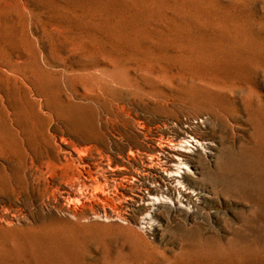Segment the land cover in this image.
<instances>
[{
    "label": "rangeland",
    "instance_id": "374dc122",
    "mask_svg": "<svg viewBox=\"0 0 264 264\" xmlns=\"http://www.w3.org/2000/svg\"><path fill=\"white\" fill-rule=\"evenodd\" d=\"M0 98L6 134L34 143L51 126L128 176L114 221L94 219L93 199L22 202L27 223L0 225V264H264V0H0ZM186 132L212 148L190 157L182 194L155 170L132 181ZM19 176L1 171L0 187ZM141 183L184 207L143 231L123 201Z\"/></svg>",
    "mask_w": 264,
    "mask_h": 264
},
{
    "label": "bare ground",
    "instance_id": "6f19581e",
    "mask_svg": "<svg viewBox=\"0 0 264 264\" xmlns=\"http://www.w3.org/2000/svg\"><path fill=\"white\" fill-rule=\"evenodd\" d=\"M32 101L40 114L47 115L48 108L42 99L33 98ZM0 104L9 105L4 98H0ZM8 109L4 108L7 113ZM10 126L11 136L0 130V172L9 170L14 173L17 169L20 176L19 179L9 180L7 190L0 187V201H3L0 225L15 227L27 223L28 216L20 206L22 202H31L32 206L41 211H63L72 203L93 199L103 204L102 208L97 206L94 209V219L114 221L119 217L120 212L115 210L113 204L115 206L114 202L124 196L119 185L128 176L124 173L126 168L117 157L110 156L101 146L81 141L71 142L62 131L52 129L51 126L36 129L33 133L34 143H30L27 135H23L17 126ZM158 148L163 161L147 160L131 175V179L140 184L143 176L155 170L163 181L173 185L174 196L175 193L182 194L181 191H185L183 182L191 172L188 163L190 157L200 152L209 154L212 144L200 142L186 132L174 142ZM93 149L96 150L95 154H91ZM135 153H138L136 144L130 147L129 154ZM123 201L140 208L143 216L137 224L143 231L155 227L154 220L160 209L166 206L173 210L184 207L179 197L172 202L170 198L160 196L156 188L143 183Z\"/></svg>",
    "mask_w": 264,
    "mask_h": 264
}]
</instances>
